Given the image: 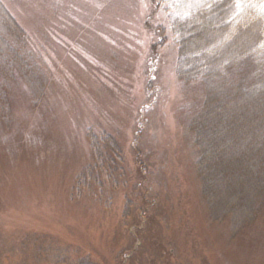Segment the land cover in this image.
Instances as JSON below:
<instances>
[{
	"label": "rangeland",
	"instance_id": "1",
	"mask_svg": "<svg viewBox=\"0 0 264 264\" xmlns=\"http://www.w3.org/2000/svg\"><path fill=\"white\" fill-rule=\"evenodd\" d=\"M2 1L49 82L34 103L16 75L10 122L0 115V264L86 253L101 264H264V211L233 238L209 218L189 129L204 90L176 76L164 4L151 15L150 0ZM88 129L116 138L120 168L77 195Z\"/></svg>",
	"mask_w": 264,
	"mask_h": 264
},
{
	"label": "trees",
	"instance_id": "2",
	"mask_svg": "<svg viewBox=\"0 0 264 264\" xmlns=\"http://www.w3.org/2000/svg\"><path fill=\"white\" fill-rule=\"evenodd\" d=\"M150 1L151 15L164 4L177 46L176 76L202 83L201 106L189 120L201 194L209 218L226 220L229 235L236 237L264 211V0ZM154 33L153 52L165 40L163 26L155 25ZM16 75L28 85L33 102L41 100L49 82L44 61L0 0V115L6 124ZM87 137L91 160L75 176L77 195L99 186L104 168L110 178L120 168L121 149L112 134L88 129ZM90 257L56 264L100 263Z\"/></svg>",
	"mask_w": 264,
	"mask_h": 264
}]
</instances>
